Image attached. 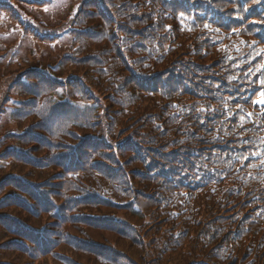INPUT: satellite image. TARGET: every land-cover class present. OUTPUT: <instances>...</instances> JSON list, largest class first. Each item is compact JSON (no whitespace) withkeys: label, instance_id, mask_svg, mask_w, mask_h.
Returning a JSON list of instances; mask_svg holds the SVG:
<instances>
[{"label":"trees","instance_id":"16d2710c","mask_svg":"<svg viewBox=\"0 0 264 264\" xmlns=\"http://www.w3.org/2000/svg\"><path fill=\"white\" fill-rule=\"evenodd\" d=\"M123 1L131 5L127 20L111 17L117 8L109 0H85L84 8L99 12L90 19L82 7L73 22L80 44L74 54H95L86 61L65 58L99 75L63 79L66 74L36 71L52 95L46 85L34 91L28 74L8 82L0 121L14 130L0 141V219L17 233L13 239L8 233L3 246L26 248L28 260L18 262L16 255L17 264H158L163 250H171L165 264H242L250 255L251 264H264V0ZM111 2L129 13L125 3ZM166 14L175 17L168 26ZM84 25L87 31L79 29ZM84 33L95 35L89 46L82 44ZM126 52L146 53V66L149 59L166 66L145 77ZM93 80L98 93L86 83ZM124 83L134 94L122 106L140 102L142 124L153 123L122 138L124 123L106 116L99 93L118 92ZM69 87L80 99L91 95L102 110L68 103ZM143 102L149 103L141 109ZM66 106L64 113L56 109ZM85 127L93 135L84 137ZM100 145L129 155L143 170L131 174L118 158L113 166V153L94 152ZM245 206L255 212L240 217ZM234 207V216L225 217ZM231 221L244 222L234 230ZM12 252L0 248L2 255Z\"/></svg>","mask_w":264,"mask_h":264},{"label":"rangeland","instance_id":"374dc122","mask_svg":"<svg viewBox=\"0 0 264 264\" xmlns=\"http://www.w3.org/2000/svg\"><path fill=\"white\" fill-rule=\"evenodd\" d=\"M75 1L76 0H0V3H3L4 5H9L8 6L9 9L0 7V99L3 94L7 95V93H10L8 92V82L18 73H20V75L22 73L31 75L30 77L34 82V91H38L39 87H42V85H46L47 88H44V91L45 93L49 95L54 94L52 93L51 90H49L50 86L43 83L37 78L38 77L37 74H40V73L36 71H42L41 68L44 69V71H42L44 73L45 72H48L49 74L54 73L55 75L66 74L64 77H62L63 79H66L65 77H67L69 74L74 75V73L86 74L84 76V79L88 77V74H98V75L100 74L99 71H96V70L93 71L88 68H82L81 70H79L78 68L74 66L75 63L73 59L65 58V57L74 56V58L79 60L82 57H85V58H82V61H86L87 59H90V57H93L95 54L94 51L92 53L83 51L82 56H81L80 54H78V52L74 54L73 50L70 49V46L72 45L71 40L73 38V35L75 34V33L72 34V32L70 31V27L76 28V26H74L73 24L74 12H75V10L73 11V8L75 5ZM82 1L83 0H81V3ZM116 1L118 4L120 2L125 3L124 7L127 8L129 13L125 14L121 12V9H118L119 7H117L114 3L111 2V0H109V4L111 8L113 10H116L117 8L115 12L116 13L115 19L118 18V19L127 20L128 17H130L131 15L130 14L131 5L126 4V2H124L123 0H116ZM78 3H79V0L76 2L77 7H78ZM81 3H79V7L81 6ZM152 3H154L156 6L158 5L157 0H154ZM61 9L64 10L65 16L62 14ZM77 9H76L75 15L77 14ZM95 9L97 8L96 7L95 8L94 7L84 8V11H86L87 18L91 19V15L95 11ZM142 10L143 9L141 6V10L139 11L141 12V14H142ZM62 15L64 16L63 18H61ZM78 16H80V13L78 14ZM61 19H63L64 21L59 24V21ZM103 19H105V21H107L109 26L111 27L110 19L104 16H103ZM22 21L25 22V25H27L25 30H24ZM54 21L58 22V24L55 27H54ZM174 21H175L174 19L164 18V23L167 26L170 24V22H174ZM21 22H22V25H21ZM79 29L83 31H87V28L85 27V25ZM116 30H117V25L114 26V32ZM28 33H33L35 39L32 35H29ZM47 33L49 35L55 34L56 36L58 34L65 33L66 36L65 37L62 36L60 38L54 37L53 39L52 38L49 39L48 37L45 38V35H47ZM93 36L95 35H92V33L91 35L84 33V37L82 38L83 40L82 44L84 43L87 46H89V43L92 44L91 39L93 38ZM76 45H79V48H80V44L77 43ZM111 45H112L111 47L114 49V52L117 54V49L115 46V39L111 40ZM124 54L126 57V53ZM128 56H129L128 59L130 63L132 64L133 68L138 73H142L145 77L156 74L157 72L163 70V68L166 66V64L162 63L161 60L154 61V59H149V61H147L149 66H146V64H144L143 62H145V59L147 58V54L143 52H141L140 57H135L133 55L132 56L128 55ZM63 57H64V61L62 62ZM110 57H112V53H110ZM60 61H61V64L63 65L59 68L57 64H59ZM49 66L51 67L47 69ZM61 71H64V73H61ZM56 72H58L59 74H57ZM128 75H130L129 71H128ZM86 83L87 85H90L92 87L91 90L98 93L99 89L95 86L94 80L86 81ZM18 87L19 86H17L16 88ZM70 89H71L70 93H67L70 99L68 103L69 102H74L77 104L83 103L86 106L92 105L96 109V111L102 110V107H100L101 103L94 101L91 95L88 94L84 96L83 99H80L78 96H76L78 92L76 90H73L72 88ZM19 92L22 93L21 90ZM141 92H143V90H141ZM99 94L101 95L100 97L103 98L106 106L108 107V112L106 113V116L113 113L112 115L115 120L117 119V117H119L120 119L119 121L121 123H124V126H122V129H125V131H123L120 135L122 138H125L133 131L141 130V127L144 125H148L149 122L153 123V120H149L147 123L142 124L141 118H139L140 107H137L140 105V102H137L135 105L130 104V106L128 107L122 106V103L124 102L132 103L133 101L132 94L134 93L132 92L130 83H124L123 87H121L118 92L116 91H110L108 93L100 92ZM23 99H26V98L23 97ZM36 99L37 98H34V104L38 102L36 101ZM8 100L10 101L9 105L12 106L14 104V101H16V96L12 94V96L9 97ZM159 101L161 100H158V98H156L155 108H154L155 113L159 111V108H158ZM38 103L41 104L40 102ZM148 103L149 102L141 103V109H143V106L148 105ZM50 107H54V106H50ZM56 109H58V111L62 110L64 113L67 111L68 107L66 106L65 108H56ZM58 116L59 115H56V117H53V118L52 117L49 118V120L52 119L51 122L49 123L50 129H52L55 126L54 119L57 118ZM66 118L67 116L65 117V119ZM39 121H40L39 119H34V123H37ZM119 121H117L116 124L119 125L120 124ZM45 122H41L40 124H44ZM79 122L81 121L79 120ZM95 123L100 124V119H97ZM13 130L14 129L12 128L10 123H7V120L5 119L1 120L0 121V141L3 138V136L10 134V132H12ZM35 131L37 133L43 134L47 140L53 142L52 138L48 135V133L39 131L36 129ZM80 132H82L84 137L88 135H93V132H91L90 128H86V127L83 128ZM99 133L100 132L96 130V134H94L96 135L95 136L96 141H98L99 138H102ZM4 150L5 149L3 148L2 151ZM94 152L100 153V155H101V152H104L105 154L106 152L113 153L105 145L104 146L100 145V147L96 148ZM36 155L41 156L42 154L37 153ZM111 155H113L112 164L115 167H118L117 165H114L116 162V159L118 158V160H122L125 163V168H127V170L131 174L135 173V171L143 170L142 166L141 168H138L141 165V164L139 165L138 162L136 164L135 162L132 161V165L130 164L131 159H129V155L126 156L123 153H120V154L113 153ZM85 182L86 183L89 182L88 177L85 179ZM54 183H58V182H54ZM61 184H62V181H61ZM76 186L79 187L77 182H76ZM10 203L11 201L7 199L4 204L5 206H10L11 205ZM154 208H155V212L159 211L155 206ZM162 209H160V211ZM236 209L237 208L234 207L232 210L226 212L224 216L227 218L234 216V212ZM244 210H245L244 212L238 213V214H241L240 217H243L244 215L248 216L249 214L251 213L253 214L255 212L252 210V208H248L247 206H245ZM97 211L98 213H103V212H109L110 210L98 208ZM134 219L135 217H131L130 221ZM243 222L242 221H233V222L231 221L230 224H231L232 229L235 230L237 227H239L237 224L239 223L242 224ZM148 225L150 224L147 223V226ZM163 226L164 224L162 222V224L160 225V229L157 230V233H154V235L159 234L160 230L163 229ZM200 231L201 230H199L198 232ZM8 233H10L12 237ZM12 233L14 234L17 233L16 231H14L12 223L6 222V224H3V222L0 219V238H1L0 244H2L0 245V248H2L4 251H13L12 253H7L5 255H2L0 253V264H4L3 261L5 262L11 261L12 263L17 264V262H15L17 261L16 255L17 257H19L18 262L22 263L28 260L27 259L28 252H25L26 248L23 245L18 247L15 244H7L6 246H3L4 240H6L9 237H11L10 239L15 238V236ZM20 251L24 252L25 254H21ZM170 251L171 250L161 251V257H159V261L157 263L165 264L167 260L170 258V253H171ZM21 255L23 257L22 260H20ZM254 257L255 255L244 257L243 258L244 262L242 264L244 263L251 264V261L254 259ZM230 264H239V261L230 262Z\"/></svg>","mask_w":264,"mask_h":264},{"label":"bare ground","instance_id":"6f19581e","mask_svg":"<svg viewBox=\"0 0 264 264\" xmlns=\"http://www.w3.org/2000/svg\"><path fill=\"white\" fill-rule=\"evenodd\" d=\"M217 229H218V227L215 228V230H217Z\"/></svg>","mask_w":264,"mask_h":264}]
</instances>
